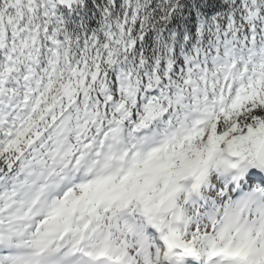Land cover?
Returning a JSON list of instances; mask_svg holds the SVG:
<instances>
[{
    "label": "snow or ice",
    "instance_id": "snow-or-ice-1",
    "mask_svg": "<svg viewBox=\"0 0 264 264\" xmlns=\"http://www.w3.org/2000/svg\"><path fill=\"white\" fill-rule=\"evenodd\" d=\"M0 264H264V0H0Z\"/></svg>",
    "mask_w": 264,
    "mask_h": 264
}]
</instances>
